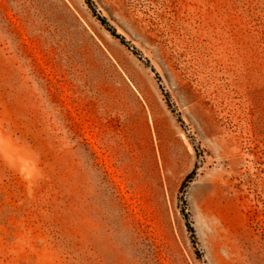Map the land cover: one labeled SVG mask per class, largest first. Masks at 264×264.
Returning a JSON list of instances; mask_svg holds the SVG:
<instances>
[{
    "label": "rangeland",
    "instance_id": "obj_1",
    "mask_svg": "<svg viewBox=\"0 0 264 264\" xmlns=\"http://www.w3.org/2000/svg\"><path fill=\"white\" fill-rule=\"evenodd\" d=\"M0 264H264V0H0Z\"/></svg>",
    "mask_w": 264,
    "mask_h": 264
},
{
    "label": "trees",
    "instance_id": "obj_2",
    "mask_svg": "<svg viewBox=\"0 0 264 264\" xmlns=\"http://www.w3.org/2000/svg\"><path fill=\"white\" fill-rule=\"evenodd\" d=\"M100 19V21H101V23H105V19L103 18V17H101V18H99ZM115 37H117V38H119L120 39V41L122 42V43H125L124 41V38L123 37H121L119 34H116L115 32H111Z\"/></svg>",
    "mask_w": 264,
    "mask_h": 264
}]
</instances>
